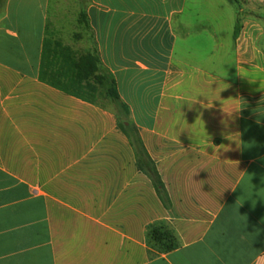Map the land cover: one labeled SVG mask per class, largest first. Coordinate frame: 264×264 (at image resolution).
<instances>
[{
	"label": "crops",
	"instance_id": "crops-1",
	"mask_svg": "<svg viewBox=\"0 0 264 264\" xmlns=\"http://www.w3.org/2000/svg\"><path fill=\"white\" fill-rule=\"evenodd\" d=\"M58 6L0 8V264H264V0H77L167 201L105 90L43 64Z\"/></svg>",
	"mask_w": 264,
	"mask_h": 264
},
{
	"label": "rangeland",
	"instance_id": "rangeland-1",
	"mask_svg": "<svg viewBox=\"0 0 264 264\" xmlns=\"http://www.w3.org/2000/svg\"><path fill=\"white\" fill-rule=\"evenodd\" d=\"M55 3L59 6L49 12L42 62L45 65H63L65 78L73 81L70 85L75 86L71 90L89 96L92 89L97 88L99 83L96 75L84 67L83 57L79 56L75 44L78 21L79 18L83 19L86 16V9L78 8L77 0H57V2L54 0ZM70 39L72 43H69Z\"/></svg>",
	"mask_w": 264,
	"mask_h": 264
},
{
	"label": "trees",
	"instance_id": "trees-1",
	"mask_svg": "<svg viewBox=\"0 0 264 264\" xmlns=\"http://www.w3.org/2000/svg\"><path fill=\"white\" fill-rule=\"evenodd\" d=\"M2 2L3 0H0V8ZM82 62L84 63V67H86L87 70H89L90 72L96 75V79L99 83V86L105 90L106 94L111 99L113 105L116 108V111L118 112L122 120L121 123L122 129L126 131L128 135L134 138V145L136 147L137 156H138V164L141 170L144 171L152 179L158 194L165 201H167L165 187L160 179L159 173L156 169L154 162L150 159L147 152L143 148L134 128L131 125L126 124L129 116V109L121 101L118 92L116 90L115 82L107 73L101 71L98 57L93 55L88 57H83ZM59 75L60 73H58V76ZM94 91H96V89H92V91L89 93V96H92ZM85 98L87 100H91L90 98L87 97ZM147 237L152 248L156 249L159 253L162 254L170 253L179 247V242L176 236L169 228V226L164 222H159L151 225L147 230Z\"/></svg>",
	"mask_w": 264,
	"mask_h": 264
}]
</instances>
